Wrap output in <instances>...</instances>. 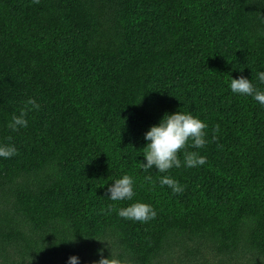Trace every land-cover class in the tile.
I'll return each mask as SVG.
<instances>
[{"label": "trees", "instance_id": "1", "mask_svg": "<svg viewBox=\"0 0 264 264\" xmlns=\"http://www.w3.org/2000/svg\"><path fill=\"white\" fill-rule=\"evenodd\" d=\"M260 70L264 0H0V143L17 148L0 158V264H92L97 249L123 264H264V107L227 86L264 89ZM179 109L209 143L188 148L204 165L168 170L173 193L138 162L144 132ZM124 173L155 218L116 214L130 202L107 186Z\"/></svg>", "mask_w": 264, "mask_h": 264}, {"label": "clouds", "instance_id": "2", "mask_svg": "<svg viewBox=\"0 0 264 264\" xmlns=\"http://www.w3.org/2000/svg\"><path fill=\"white\" fill-rule=\"evenodd\" d=\"M256 80L259 84H264V70L257 71ZM228 88L234 94L251 97L264 107V89L254 85L251 80L244 76L231 78L229 76ZM31 109L39 110L40 105L34 100L27 102ZM30 109V110H31ZM28 120L25 110L21 109L19 114H13L6 123V127L12 132L26 128ZM208 125L188 111H174L164 113L158 123L151 125L143 134L146 142L141 149L144 158L143 163L138 162L140 166L147 170L153 167L160 173H165L159 177L161 186H167L173 193L183 191V186L172 176L166 174L171 168H180L183 164L185 168H194L206 163V157L200 155L198 151H189L188 148L202 149L209 143L205 129ZM219 130L218 125H214L212 139H216L215 133ZM17 154V148L11 143H0V158L8 159ZM179 154V155H178ZM183 157V161L180 158ZM107 198L111 201H129L130 203L117 207L116 214L126 220L147 222L156 216V210L151 204L134 200L136 195L134 191L133 177L124 173L118 178H114L107 186ZM108 211H113V205L108 206ZM100 242H107V239H97ZM74 242V237L67 240ZM98 259L92 264H123V261L109 251L108 256L103 255V249H97ZM66 264H79V257L70 255Z\"/></svg>", "mask_w": 264, "mask_h": 264}]
</instances>
